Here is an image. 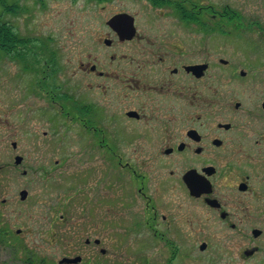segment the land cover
Returning a JSON list of instances; mask_svg holds the SVG:
<instances>
[{"label":"flooded vegetation","instance_id":"obj_1","mask_svg":"<svg viewBox=\"0 0 264 264\" xmlns=\"http://www.w3.org/2000/svg\"><path fill=\"white\" fill-rule=\"evenodd\" d=\"M97 2L63 37L20 32L25 5L0 6V249L23 264L257 261L264 52L228 41L261 31L264 0Z\"/></svg>","mask_w":264,"mask_h":264},{"label":"rangeland","instance_id":"obj_2","mask_svg":"<svg viewBox=\"0 0 264 264\" xmlns=\"http://www.w3.org/2000/svg\"><path fill=\"white\" fill-rule=\"evenodd\" d=\"M14 0H8V3H13ZM25 5L26 9L23 16L19 18L14 17L12 23L19 26V31L26 34L40 33L43 35H56L63 37L67 34V27L69 21H83V23H90L92 16H96L98 13L97 0H20ZM217 3H255L256 0H216ZM30 12V13H27ZM86 18L88 20L86 21ZM12 20V18H11ZM54 26V27H53ZM261 31L257 32L255 29L244 27V30H236L232 33L233 40H229L236 53L240 52V48L243 50L244 56L250 51H254L256 54L264 52V24ZM54 28L56 30H54ZM240 40H237V39ZM238 41V43L236 42ZM228 44V43H227ZM240 47V48H239ZM11 181V179H10ZM20 185H16L9 193L4 195V198H8L9 201L15 199L14 191ZM19 215H13L10 218V227L19 226ZM110 252L114 253V247H106ZM125 248V247H123ZM11 248L0 249V261H4L8 264H23L18 251L9 252ZM125 258L119 260L117 264H124ZM260 261H264V256L257 261L246 264H260ZM123 262V263H122ZM230 259H224L217 264H230ZM238 264V263H236Z\"/></svg>","mask_w":264,"mask_h":264},{"label":"trees","instance_id":"obj_3","mask_svg":"<svg viewBox=\"0 0 264 264\" xmlns=\"http://www.w3.org/2000/svg\"><path fill=\"white\" fill-rule=\"evenodd\" d=\"M6 5V0H0V6Z\"/></svg>","mask_w":264,"mask_h":264},{"label":"water","instance_id":"obj_4","mask_svg":"<svg viewBox=\"0 0 264 264\" xmlns=\"http://www.w3.org/2000/svg\"><path fill=\"white\" fill-rule=\"evenodd\" d=\"M69 262H74L73 260H69Z\"/></svg>","mask_w":264,"mask_h":264}]
</instances>
